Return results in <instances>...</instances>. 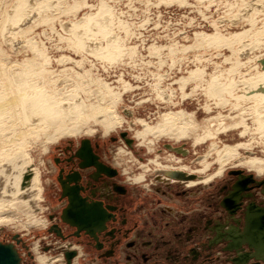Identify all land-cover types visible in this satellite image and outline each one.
Masks as SVG:
<instances>
[{"label":"rangeland","instance_id":"rangeland-1","mask_svg":"<svg viewBox=\"0 0 264 264\" xmlns=\"http://www.w3.org/2000/svg\"><path fill=\"white\" fill-rule=\"evenodd\" d=\"M20 1L0 0V32L4 24L8 25L4 23L6 17L13 16ZM255 2H258V15L249 21L246 18L254 9L249 6ZM28 5L36 12L28 17L30 22H24L19 32L9 25L5 35H0V64L36 59L34 50L38 48L47 57L46 68L53 72L55 90L64 92L65 96L81 85L85 91L89 89L87 93H79L82 99L92 103L102 92L106 100L114 102L110 110L115 108L117 116L124 120L113 129L109 115L102 111V122L86 117L83 134L60 138L51 145L44 144L43 138L36 140L31 164L39 173L41 202L37 203L36 212L17 205L19 220L16 226L0 228V244L14 246L21 264H43V258L60 257H64L65 264L74 259L76 264H240L239 256L246 257L242 264H264V258L253 257L254 251L248 244L231 248L233 240L226 234L230 227L240 233L244 231L248 208L264 209V133L257 131V124L250 116L255 104L236 102L227 95L228 104L223 108L215 97L209 99L206 94L212 82L224 85L228 80L243 81L264 72V0H28ZM72 25L77 27L76 38L87 39L88 51L78 53L72 48L69 39ZM87 27L92 34L105 30L108 33L105 41L86 36ZM256 39L258 48L234 52L240 45L237 40L250 44ZM109 43L120 46V56L114 62L96 60L98 57L89 52L94 46L105 47ZM76 64L80 65L76 67ZM198 69L199 76L191 74ZM242 89V86L236 88V96H241ZM159 90L164 93L163 101L157 96ZM210 92L214 94L215 90ZM234 103L242 106L235 107ZM168 112H182L184 116H178V124L175 120L171 126L163 121ZM157 129L167 130L160 134ZM87 130L94 132L90 134ZM178 130L185 131L182 137ZM83 140L89 141L94 153L93 145H97L95 154H99V161L117 173L113 178L98 179L95 184L96 188L100 187L95 198L104 201L103 205L113 206L116 214L115 219L106 223L99 239L79 227L71 229L60 218L73 205L63 208L64 196L59 195L57 182L67 172L70 174V168L77 167L66 158ZM211 144H215L218 152L228 148L220 156L215 150L207 156ZM5 146L0 141V148ZM224 153H228L229 157L225 158L228 162L221 160ZM205 156L210 165L203 170ZM248 159L258 160L262 173L249 169ZM250 161L251 167L259 166L255 160ZM156 169L179 170L197 179H166ZM92 172L91 167L82 172V184H93L88 175ZM240 176L247 179L243 181L245 187L235 211L229 212L223 203ZM139 178L140 181H134ZM73 180L77 183L79 175ZM3 183L0 179V193ZM187 183L194 184L187 186ZM112 184L119 187L114 189ZM73 189L79 195V187ZM124 190L127 192L120 203L125 207L117 206L116 200H104ZM85 202L80 198V205L90 208ZM28 216L34 218L30 220ZM35 221L41 226L36 227ZM25 222L34 224L35 228L27 229L22 225ZM216 226H220L219 233ZM61 231L64 239L57 235ZM217 234L222 236L215 242ZM71 248L73 251H69Z\"/></svg>","mask_w":264,"mask_h":264},{"label":"bare ground","instance_id":"bare-ground-1","mask_svg":"<svg viewBox=\"0 0 264 264\" xmlns=\"http://www.w3.org/2000/svg\"><path fill=\"white\" fill-rule=\"evenodd\" d=\"M256 1H258V0H256ZM257 3L255 2V4L249 6L250 8L254 6V9H253L254 12L252 11L251 15L249 14V16H247L248 12H246V14H245V16H247L246 19H248V17H249V21L254 20L255 14H257V12H258V7H257L258 4ZM46 6H47V4H46ZM48 6H50V4H48ZM246 7H248V5ZM34 13L36 14L35 10L31 9V7L29 8L28 0H21L18 7H17V10L14 11L13 16L6 17L7 20H6V22L4 21V23H8L7 26L11 25L13 28L18 30L17 32H19V31H21L19 29L23 25V23L27 22V21L30 22V19L28 17H30ZM38 15L39 14L37 13V16ZM246 23L247 22H245V24ZM7 26L4 24V26L2 27V30L0 32V35H2V34L5 35L4 31H5ZM71 29H72V31H71L72 36H70L69 39L72 42V48L78 53L83 52V51H88L89 46L86 44L87 39L85 41H83L84 38H76L77 27L75 25H72ZM84 32H85L86 36H91L94 38L101 37L102 40L104 38L106 39V35L108 34L103 29L98 30L96 33L92 34L91 29L88 27L85 29ZM89 33H91V34H89ZM14 34H16V33H14ZM8 35L11 36L10 33ZM10 36H9V39H10ZM14 39H11V40H14ZM105 39L103 41H105ZM254 41H255L254 43H256V44H254L253 42L250 44H245L241 40H237V42L240 45L238 46V50H234V52H236L237 54L242 53V52L247 50V47L248 48L252 47L251 49H253L255 47L258 48L259 47L258 40L256 39ZM92 42H93V40H92ZM94 42H96V41H94ZM229 42L231 43V40H229ZM99 43H102V42L100 41ZM114 43H116V41ZM114 43H111V44L109 43L107 45L104 44L105 47L101 46L99 48L94 46L93 48H91L89 50V52H91L93 54V56L98 57L96 60H98L100 58L106 62H108V61L114 62V60H116L120 56V53H121L119 50L120 46L115 47ZM231 47H232V45H231ZM28 49L30 50L31 48L29 47ZM12 51H13V49H12ZM18 51H19V49H18ZM34 51L36 52V56L38 59L37 58L31 59V60L28 59V60H25L19 64L13 63V62L12 63H6L5 62V64H3L1 62L2 64H0V141L7 144V146L0 148V179L4 180V182H5V183H3L4 187L1 189L2 192L0 193V228L5 227V226H9V225H12V227L16 226L15 222L17 220H19V218H18L19 217V211H17V209H16L17 205L27 206L35 212L37 210V207H38L37 203L41 200L42 187H41V181H40L39 173H38L37 169H35L34 166H32V164H31L32 163V157H31L32 146L35 144L36 140H40L43 138L44 144L48 143L51 145V143L54 144L60 138L78 136L80 134H83L82 127H84L86 124V121H87L86 117L89 115L88 119L92 118V121L94 119V121L102 122L104 120V116L101 113L102 111L109 115V118H110L109 122L111 120V122L115 126L119 125V124L121 125L122 119H123L122 117L120 118L117 116V114L114 111L115 108L112 109L113 111L110 110L113 107L112 103H114V102H113V100L111 101V99L106 100V97L104 95H102L101 90H100V92H101L100 97L95 102L96 104L89 102L87 99H82V97L79 93L80 92L82 93V91L84 92L85 88L81 85L80 86L76 85L75 89L72 91V93L70 92L68 95L66 94L65 96H64V94H62L64 92L60 93L58 90H55L54 84L56 85V82H55L54 77H53V72L49 71L46 68V66L49 64V62L46 59L47 57H45L44 54L39 52L38 48H36V50H34ZM249 51H247V52H249ZM31 52H32V49H31ZM74 54H75V52H74ZM92 54H90V55L92 56ZM33 57H35V56H33ZM236 58H238V56ZM6 59H7V57H6ZM4 60H5V57H4ZM64 65H66V64H64ZM78 65H80V64H76V67ZM260 66H261V64H260ZM80 67H82V66H80ZM263 67H264V63H263ZM231 68H232V66H231ZM243 69H244V67H243ZM71 71L72 70H70V72ZM62 72H64V71H62ZM83 72H84V70H83ZM63 75H65V73ZM77 76L79 77V75H77ZM67 78H69V77H67ZM75 78L78 79L77 77H75ZM81 78H82V76H81ZM81 78H80V80H81ZM68 80H71V79H68ZM82 80H84V79H82ZM239 81H241V80H238V82ZM85 82H86V80H85ZM238 82H234V81L230 82L228 80L226 83L227 85L226 84L222 85V84H217V83L215 84L214 82H212L208 85V88H210V89H208V88L206 89V94L208 97H210L209 99L215 97V100L218 101V106L221 105L223 108H224L225 104H228V101H227L228 99L225 98V96H227V95H229L231 97V99L233 97L236 102H238V101H240V102L241 101H253L255 106L251 107L252 109L250 108L251 109V115L250 116L253 118V121H255V123L257 124V131H259L260 134H261V132L264 133V72L262 74L257 73L256 77H254V78L245 79V80L243 79V81H241L240 83H238ZM64 83H65V81H64ZM74 83H76V82H74ZM74 83H73V85H74ZM62 84H63V82H62ZM78 84H80V83H78ZM68 85H72V84L70 83ZM88 85L89 84H87L86 87H88ZM239 86L243 87V89L241 90L242 94H240L241 96H236L237 95V94H235L236 88H238ZM64 89H66V88H64ZM212 89L215 90L214 94H212L210 92V90H212ZM87 90H89V89H86V91ZM155 90H156V88H155ZM159 92H160V90H159ZM93 93H91V94H93ZM84 95H86V94H84ZM157 96H160L162 101L165 98L164 93H162V92H160L159 94L157 93ZM91 98H93V97H90V99ZM99 100L101 102H104V100H105V101H107V103L109 101L110 104L109 103L108 104H105V103L102 104L99 102ZM93 101H95V100H93ZM233 106L236 107L239 105L238 104L235 105V103H234ZM241 106L242 105H240L239 107H241ZM181 113H179V112L178 113L177 112L169 113L168 112L164 116L165 117L164 121H166L167 124L172 126L174 124L173 122H175V120L179 118L178 116L183 115L184 111L182 114ZM178 121H180V120H178ZM176 122H177V120H176ZM177 124H178V122H177ZM183 124H185V123H183ZM183 124H182V126H183ZM186 125L187 124H185V126ZM142 126L146 129H148L147 125H142ZM182 126H180V127H182ZM187 127H188V125H187ZM170 129H172V127H169V130ZM166 130L160 131L157 129L156 132L161 134L163 131H166ZM244 130H246V129L244 128ZM178 131L181 132L180 130H178ZM88 132L91 134L94 131L92 132V130H90ZM105 132H107V130ZM183 132L185 133V131H183ZM183 132H181L179 134V135H181V137H182V134H184ZM20 135L22 138L19 137ZM85 141H88V140H83L81 142L82 145L85 146L84 149L86 151V157L83 154H82V156L81 155L79 156L84 161V163L80 165L81 169L94 167L98 173L102 172V173L106 174L107 176H110V174L108 172L111 170L109 168H107L104 165L105 170H101L99 165H97L96 163H94L92 161L93 156H91L90 153L93 154V152L90 150L91 149L90 143L88 141L87 142L88 144H85ZM200 141L201 140L199 139L196 142H200ZM35 147H36V145H35ZM88 147H90V149ZM210 148H211L210 149L211 151L210 150H209L210 152L208 151L209 153L207 154V156H210L211 152L213 153L214 150L216 151L218 156H220L223 152L226 151V149L228 147L224 148V150L222 152H218L216 150L215 144H211ZM89 150H90V152H89ZM178 150H180V152L186 153L182 149H178ZM227 154L228 153H224L222 155L223 159L221 158V160H224L223 162L229 161L228 158L225 159L228 156ZM207 156H205L204 161L202 162L203 170L208 169V166L210 165V164L208 165V163L205 161ZM250 160H255L257 162V164H259V166L254 165L251 167L249 164L252 161H250ZM250 160L248 159V160H246L247 163L245 162L246 164H248L247 167L249 169H253L254 171H256V173L259 174L263 167L260 165L258 160H256V159H250ZM106 169H108V170H106ZM156 170H157L156 171L157 173L161 174L163 177H166V179H167V177L170 179H173V180H178V181H190V180H196L197 179L196 176L186 174L185 172L179 171V170H160V169H156ZM203 170L198 171V172H202ZM113 173H114V171H113ZM261 173H262V171H261ZM219 176H220V174H219ZM238 178L239 179H238L237 183L233 186V191L231 190L232 192L230 193L229 198L227 200H225L223 203L224 208H226V210H228L229 212L235 211L237 203L241 199V192L244 190V187H245V184L243 181L247 180V179H244L242 176H240ZM69 182H70V185L72 183H74L73 180H71ZM193 184L194 183H192V184L187 183V186L188 185L192 186ZM69 186L67 188V189H69L68 192L65 191V188H62L64 191L63 196L66 197V199L68 197H70L69 195L71 193V188ZM73 206H72L73 209L74 208L75 209L72 211L66 210L62 214V217H60L61 220L63 222H67L73 228L79 227V229L86 230L89 233V235L91 234L93 237H96L98 239L99 234H95V233L96 232L99 233V231L104 227V226H101V224L103 225L107 220L105 212L99 211L96 208H90V209L82 210L80 207L79 208L75 207L76 203H74ZM73 214L75 216H73ZM31 215H32V213H31ZM76 216H78L77 217L78 219L83 220V221L77 220ZM28 217L30 220H31V218H34L32 216H28ZM245 222H246V225H245L244 231L242 233L238 232L237 229L233 228V227H230L227 229L226 234L228 235V238L230 240L231 239L233 240V242L230 243V247L235 248L238 245L248 244L252 248V250L254 251L253 257L264 258V209H258L255 206L248 208L247 212H246ZM22 225H24L27 229H30L32 227L35 228V226H39L36 221H35V226H34V224H31L29 222H25ZM215 230L219 233L221 231L220 226L216 227ZM57 235L61 239H64L62 234H60V235L57 234ZM220 236H222V234H217L216 240L214 239L215 242L220 239ZM18 242H19V240H18ZM13 249L15 250V252L18 255V252L16 251L14 246H13ZM35 249L37 250V248H34V251H35ZM69 251H73V249L71 248V249H69ZM69 251H65V252L68 253ZM18 257L20 260L19 264H21V258L19 255H18ZM245 260H246L245 256H239L237 263L242 264ZM54 262L58 263V264H65L64 263L65 262L64 257L63 258L62 257L57 258L56 260L50 258L49 260H47L46 263L43 260V264H55ZM71 263L76 264L75 259Z\"/></svg>","mask_w":264,"mask_h":264},{"label":"flooded vegetation","instance_id":"flooded-vegetation-1","mask_svg":"<svg viewBox=\"0 0 264 264\" xmlns=\"http://www.w3.org/2000/svg\"><path fill=\"white\" fill-rule=\"evenodd\" d=\"M96 146L97 145H93V148H94V150L98 153V151L96 150ZM84 147L85 146H83L82 145V143L80 144V146H79V148L75 151H73L72 153H70L69 154V156L66 154V156H68L67 158H66V161L67 162H69V160H70V162H71V164L70 165H72V164H75V165H77V167H72V169L70 168H68L69 166H67V169H69V170H71L70 171V174H68V172H67V174L66 175H63L62 177H61V181L59 182L61 185H59V183L57 182V184H58V187H59V195H61V196H63V193H64V191H63V189L62 188H65V191L66 192H68L69 191V189H67L68 188V186L70 185V182L69 181H71V180H73V177L74 176H76V175H78L79 174V178H80V180L76 183L74 180V183H72L69 187L71 188V193H70V197H68L67 199H66V197H63L62 198V200H64L65 201V204H64V207L63 208H68L69 206H71V205H74V203H76V208H81L82 210H86V209H90V208H96L97 210H99L98 209V206L97 205H100L101 206V209L103 210V212H105V215H106V217H107V220H106V222L102 225L101 224V226H104L100 231H99V233L98 232H96L95 234H101L102 233V231H104V230H106L105 228H106V223L109 221V220H113V219H115V216H116V214H115V212H114V208H113V206H112V208H110V204H106V205H103V203L105 204V202L103 201V203L100 201V200H98V199H96L95 198V196L97 197V194L99 193L100 194V192H98V189L100 188V187H98V188H96L95 186V184L97 183V181H98V179H99V181L102 179V178H109V177H115V176H117V173L115 172V170H113V169H111L110 167H108V166H106L107 168H109L111 171H114V173L113 172H111V171H109L108 173L110 174V176H107L106 174H104V173H102V172H97V170L94 168V167H91V168H93L94 169V172H92V174H88L89 175V179H90V182L91 183H93L91 186H88V184H87V182H84L83 184H82V172L85 170V169H81V167H80V165L81 164H83L84 163V161L79 157L80 155L82 156V154L86 157V151H85V149H84ZM91 147V146H90ZM90 147H88L89 149H90ZM91 151H92V147H91V149H90ZM79 152V153H78ZM93 152V151H92ZM95 152V153H96ZM94 152H93V154L91 153L90 155L91 156H93V158H92V161L94 162V163H96L97 165H99V167H100V169L101 170H105V164H102V162L101 161H99V159H101L100 158V156H99V154H95ZM59 162H62V160H60V161H58V163H57V165H59ZM77 168V169H76ZM90 168V167H89ZM106 170H108V169H106ZM98 181V182H99ZM69 182V183H68ZM113 186V188L114 187H119L118 186V184H112ZM60 186H62V188L60 187ZM74 186H78L79 187V195H77V194H75V191H74ZM115 189V188H114ZM96 190V191H95ZM117 190H121L120 188H117ZM119 191L118 192H116V193H114V195H113V197L110 199V198H107V199H104V200H107V201H113V200H116L117 202L115 203V204H117V206H121V207H125V205H123V204H121L120 203V201H124V198H122V197H124L125 196V194H126V190H124V191H121L120 193H119ZM97 192V193H96ZM115 192V191H114ZM86 193H88V194H90V196L91 197H88V195H86L85 196V194ZM80 198L81 199H83V201L85 202L86 200V204L87 205H89L90 206V208L89 207H85V206H82V205H80ZM103 199V198H102ZM73 203V204H72ZM127 204L128 205H130V202H127ZM79 205V206H78ZM72 208V207H71ZM70 211H72V209L70 210ZM99 211H101V210H99ZM61 214V213H60ZM62 215V214H61ZM62 221V220H61ZM63 222V221H62ZM63 223H65V225H67L68 227H70L71 229H76V228H73V227H71L67 222H63ZM216 227H218V226H216ZM215 227V228H216ZM105 232V231H104ZM103 232V233H104ZM61 234L64 236V234L62 233V231H61ZM107 234H113V233H110L109 231H107ZM79 236H82L81 234H79ZM80 238H82V237H80ZM98 239H99V237H98Z\"/></svg>","mask_w":264,"mask_h":264},{"label":"water","instance_id":"water-1","mask_svg":"<svg viewBox=\"0 0 264 264\" xmlns=\"http://www.w3.org/2000/svg\"><path fill=\"white\" fill-rule=\"evenodd\" d=\"M20 260L10 245L0 244V264H19Z\"/></svg>","mask_w":264,"mask_h":264},{"label":"crops","instance_id":"crops-1","mask_svg":"<svg viewBox=\"0 0 264 264\" xmlns=\"http://www.w3.org/2000/svg\"><path fill=\"white\" fill-rule=\"evenodd\" d=\"M72 9H73V8H72ZM203 37H204V35H203ZM213 40H214V39H213ZM199 71H200V70L198 69V70H196V71L191 72V74H193L194 76H195V75H198L197 72H199ZM198 76H199V75H198ZM222 85H223V84H222ZM226 85H227V84H226ZM110 94H111V95L113 94V96H115L114 93H110ZM164 116H165V115H164ZM164 118H165V117H164ZM164 118H163V121H164ZM164 122H166V121H164ZM165 124H167V122H166ZM112 128H113V129L115 128V127H114V124L112 125ZM112 128H111V129H112ZM113 129H112V130H113ZM148 129H149V130H152V128H149V127H148ZM106 133H107V132H106ZM167 134H168V133H167ZM167 134H166V135H167ZM139 135H141V133H139ZM166 135H163V136H166ZM140 179H141V178H139V180H135V181L138 182V181H140ZM188 186H189V185H188ZM39 223H40V222L37 221V224H38L39 226H41ZM42 226H43V225H42ZM22 227H23V226H22ZM36 227H37V226H36ZM33 248H37V246L34 245ZM34 252L36 253L37 256H39V255L37 254V250H36V249H35ZM43 259H44L45 261L49 260V259H46V258H43Z\"/></svg>","mask_w":264,"mask_h":264}]
</instances>
